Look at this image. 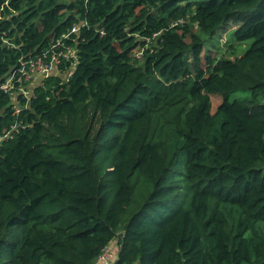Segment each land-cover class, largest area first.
Here are the masks:
<instances>
[{"label":"trees","instance_id":"16d2710c","mask_svg":"<svg viewBox=\"0 0 264 264\" xmlns=\"http://www.w3.org/2000/svg\"><path fill=\"white\" fill-rule=\"evenodd\" d=\"M232 22L243 54H205ZM45 52L26 107L1 87ZM114 240L110 264H264V0H0V264Z\"/></svg>","mask_w":264,"mask_h":264},{"label":"built area","instance_id":"2783aa9c","mask_svg":"<svg viewBox=\"0 0 264 264\" xmlns=\"http://www.w3.org/2000/svg\"><path fill=\"white\" fill-rule=\"evenodd\" d=\"M78 31L79 27H74L72 29V32L77 33ZM64 56L66 55H63L61 52H53L50 55L48 52H45L37 58H21L19 60L17 71L15 72L14 70L11 72L10 77L7 78L6 83L1 88L4 90H11L13 88L11 81L16 73H18L19 75L16 79V82L19 84L18 88L20 85L27 83L25 88H19L20 95H22V97L27 100L25 105L27 107V105H29V99L31 100L34 97L35 89L42 86L47 78L59 74V66L62 64L63 59H66ZM14 112L18 113L19 109L16 108ZM106 250L107 248L99 257V260L102 262V264H110L106 255Z\"/></svg>","mask_w":264,"mask_h":264},{"label":"rangeland","instance_id":"374dc122","mask_svg":"<svg viewBox=\"0 0 264 264\" xmlns=\"http://www.w3.org/2000/svg\"><path fill=\"white\" fill-rule=\"evenodd\" d=\"M239 23V22H235ZM235 23H229L224 28H221L217 31L215 34V38L211 41H209V44L214 45L212 48L205 49V54L209 55L210 57H217V59H234L236 57H240L243 54L244 47H247L251 41L244 42L242 44H238L233 42L230 39V34L233 29H235L236 25ZM197 30V28H194V32ZM230 43L232 44V47L230 46ZM140 52L138 50L135 51V55H139ZM234 96H241L240 94H234L231 96L230 100ZM211 102V113L213 114L218 107V105L221 102L220 96H211L210 97ZM117 254V243L114 240L109 247L106 250V255L108 257V260H114ZM98 264H102V262L99 260Z\"/></svg>","mask_w":264,"mask_h":264}]
</instances>
